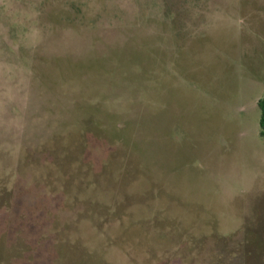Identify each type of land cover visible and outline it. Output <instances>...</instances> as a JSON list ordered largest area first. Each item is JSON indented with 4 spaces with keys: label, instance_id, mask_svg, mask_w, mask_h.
I'll return each mask as SVG.
<instances>
[{
    "label": "rangeland",
    "instance_id": "1",
    "mask_svg": "<svg viewBox=\"0 0 264 264\" xmlns=\"http://www.w3.org/2000/svg\"><path fill=\"white\" fill-rule=\"evenodd\" d=\"M264 0H0V264H264Z\"/></svg>",
    "mask_w": 264,
    "mask_h": 264
},
{
    "label": "trees",
    "instance_id": "2",
    "mask_svg": "<svg viewBox=\"0 0 264 264\" xmlns=\"http://www.w3.org/2000/svg\"><path fill=\"white\" fill-rule=\"evenodd\" d=\"M260 109V129H261V136H264V97L260 99L258 103Z\"/></svg>",
    "mask_w": 264,
    "mask_h": 264
},
{
    "label": "crops",
    "instance_id": "3",
    "mask_svg": "<svg viewBox=\"0 0 264 264\" xmlns=\"http://www.w3.org/2000/svg\"><path fill=\"white\" fill-rule=\"evenodd\" d=\"M263 97H264V96H263ZM263 97H261V98H263ZM261 98H260V99H261ZM260 99L258 100V103H259ZM258 108H259V106H258ZM259 111H260V109H259ZM260 115H261V113H260ZM259 124H260V119H259Z\"/></svg>",
    "mask_w": 264,
    "mask_h": 264
}]
</instances>
